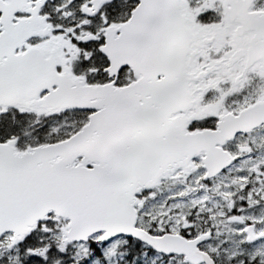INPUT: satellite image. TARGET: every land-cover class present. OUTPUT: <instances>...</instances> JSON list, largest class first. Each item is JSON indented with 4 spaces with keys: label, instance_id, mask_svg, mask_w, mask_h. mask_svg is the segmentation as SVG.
I'll return each mask as SVG.
<instances>
[{
    "label": "snow or ice",
    "instance_id": "1",
    "mask_svg": "<svg viewBox=\"0 0 264 264\" xmlns=\"http://www.w3.org/2000/svg\"><path fill=\"white\" fill-rule=\"evenodd\" d=\"M0 264H264V0H0Z\"/></svg>",
    "mask_w": 264,
    "mask_h": 264
}]
</instances>
